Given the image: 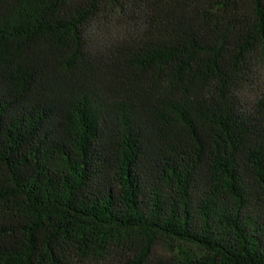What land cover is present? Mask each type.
<instances>
[{"label":"trees","instance_id":"16d2710c","mask_svg":"<svg viewBox=\"0 0 264 264\" xmlns=\"http://www.w3.org/2000/svg\"><path fill=\"white\" fill-rule=\"evenodd\" d=\"M0 264H264V0H0Z\"/></svg>","mask_w":264,"mask_h":264}]
</instances>
